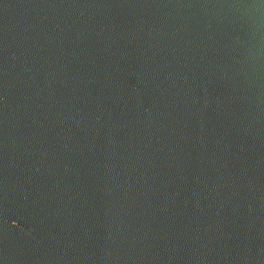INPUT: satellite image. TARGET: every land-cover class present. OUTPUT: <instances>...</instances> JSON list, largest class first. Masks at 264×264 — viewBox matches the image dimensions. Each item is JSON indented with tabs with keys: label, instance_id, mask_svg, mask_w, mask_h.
Segmentation results:
<instances>
[{
	"label": "water",
	"instance_id": "water-1",
	"mask_svg": "<svg viewBox=\"0 0 264 264\" xmlns=\"http://www.w3.org/2000/svg\"><path fill=\"white\" fill-rule=\"evenodd\" d=\"M0 264H264V0H0Z\"/></svg>",
	"mask_w": 264,
	"mask_h": 264
}]
</instances>
